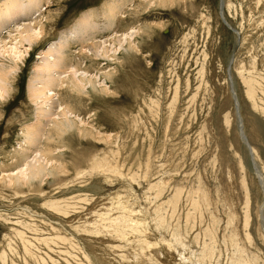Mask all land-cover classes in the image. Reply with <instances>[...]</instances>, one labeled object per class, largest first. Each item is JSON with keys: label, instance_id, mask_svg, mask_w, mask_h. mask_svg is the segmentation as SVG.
I'll return each instance as SVG.
<instances>
[{"label": "rangeland", "instance_id": "374dc122", "mask_svg": "<svg viewBox=\"0 0 264 264\" xmlns=\"http://www.w3.org/2000/svg\"><path fill=\"white\" fill-rule=\"evenodd\" d=\"M110 1L44 2L46 32L0 97V264H264V0H125L106 28ZM90 10L89 41L113 51L70 44L95 83L58 91L77 124L50 122L39 148L61 171L9 184L40 51Z\"/></svg>", "mask_w": 264, "mask_h": 264}, {"label": "bare ground", "instance_id": "6f19581e", "mask_svg": "<svg viewBox=\"0 0 264 264\" xmlns=\"http://www.w3.org/2000/svg\"><path fill=\"white\" fill-rule=\"evenodd\" d=\"M47 1L48 0H1L0 1V32H2L1 29H3V27L8 28L9 26H12V28L8 29L7 36L0 37V97L3 99L9 95L12 89V82L17 74V70L19 71L20 69V64L24 63V60L26 59V56L29 54V50L32 49L33 44L38 42L42 38L43 34L46 32L45 24L43 23V21L39 16L44 6L43 3ZM124 1L125 0H111L110 2H107L108 3L107 8H105L106 6L104 7L105 8L104 14H102V16H104L106 19L105 21L106 28L111 27L113 23L112 20L114 19L112 16L115 14L116 10L123 3H125ZM159 1L162 2L165 0H159ZM24 19L25 20L30 19V21L28 20V22L25 21L20 23V21ZM94 20H95L94 11L93 10L86 11L80 17V19L77 22H75V24H73V27L70 28V30L69 29H67V31L64 30L60 34L57 40L50 42L48 45H46L44 49L40 51V54L38 56L39 61L35 64L33 68V72L32 75L30 76L29 84H28L29 97L36 105V121L24 127L23 143L25 144V146L20 144L21 153L19 154V156H17L18 159L20 160L22 159V161L18 166V169L15 172V174H10V175L8 174L9 184L14 182L17 184L26 185V184H30L33 180L51 174L53 169L54 170L56 169L55 172H57V170L61 171V165H59L58 163H53L49 158L50 153H48V150L46 148H41V147L39 148L40 146L39 144L42 141L43 138L42 135H44L46 132V130L44 129L47 128L46 126L50 122L52 123V125L57 126V129L62 126L68 127V129H70L69 126L74 127V124L75 125L77 124L76 121L70 115L73 110L68 106H64L66 105L65 103L63 105V101L60 98L58 91L61 90L63 87H65V84L68 81L70 82V86L72 88H76L81 91H84V89L86 88V83H89L90 85H92V83H95L94 78L91 75H89L87 72L79 70L78 67L79 60L77 61L76 64H72V63L70 64V58L67 55V51H69L70 44L72 43V41H74V39L79 40L80 43H85L92 39L91 35L93 36V33L94 32L96 33V30L99 28V25L96 24ZM5 37H7L8 39H4ZM89 42L91 44L86 45L85 48H79L80 46L78 47L79 57L81 54L83 55V53H89L90 50L96 53V55L99 56L103 55L105 57L109 56L108 52L113 51V49L110 47L112 44L107 47V45H103L102 42L100 43V40L99 43L92 41ZM124 42L126 43L128 50L133 48L130 40H128V37L127 38L117 37V43L120 45L119 47H121V44ZM231 89H232V84H231ZM237 106L238 105H236V108ZM237 114L239 117V121H241V116L238 108H237ZM60 117L63 118L60 119ZM63 127L60 135L63 134L62 133ZM55 134L57 133L55 132ZM242 136L246 140L245 135L242 134ZM247 146L249 147L250 150H252L249 143H247ZM49 160L51 162H49ZM261 219L264 221L263 215ZM262 225L264 228V222L262 223ZM109 227L118 231H122L123 228V227L120 228V226L117 223H112L109 225ZM147 244L148 246H150V242H147ZM156 253L154 252L155 255ZM211 253L212 251L210 245L204 246V250L202 251V254H200L201 260H206L208 257L211 256ZM155 262L158 263L157 261Z\"/></svg>", "mask_w": 264, "mask_h": 264}, {"label": "water", "instance_id": "95a60500", "mask_svg": "<svg viewBox=\"0 0 264 264\" xmlns=\"http://www.w3.org/2000/svg\"><path fill=\"white\" fill-rule=\"evenodd\" d=\"M226 22V21H225ZM232 92H233V96H234V99H235V101H236V105H239V103H238V99H237V96H236V92H235V90H234V87H233V84H232ZM238 107V106H237ZM239 129H240V134L242 135V125L240 124L239 125ZM261 217H262V212H261ZM264 221L262 220V223H263Z\"/></svg>", "mask_w": 264, "mask_h": 264}]
</instances>
